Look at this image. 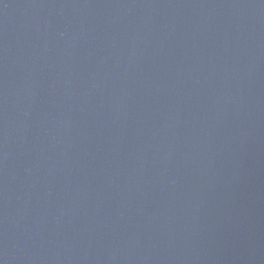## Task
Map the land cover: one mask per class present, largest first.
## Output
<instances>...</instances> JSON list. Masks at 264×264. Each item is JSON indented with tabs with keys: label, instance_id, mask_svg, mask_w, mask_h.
<instances>
[{
	"label": "water",
	"instance_id": "1",
	"mask_svg": "<svg viewBox=\"0 0 264 264\" xmlns=\"http://www.w3.org/2000/svg\"><path fill=\"white\" fill-rule=\"evenodd\" d=\"M0 264H264V0H0Z\"/></svg>",
	"mask_w": 264,
	"mask_h": 264
}]
</instances>
